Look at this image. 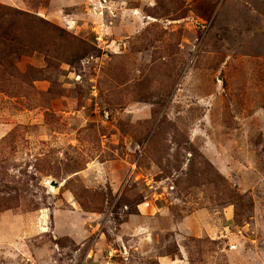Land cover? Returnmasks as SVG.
Here are the masks:
<instances>
[{
    "label": "rangeland",
    "instance_id": "1",
    "mask_svg": "<svg viewBox=\"0 0 264 264\" xmlns=\"http://www.w3.org/2000/svg\"><path fill=\"white\" fill-rule=\"evenodd\" d=\"M0 264H264V0H0Z\"/></svg>",
    "mask_w": 264,
    "mask_h": 264
}]
</instances>
